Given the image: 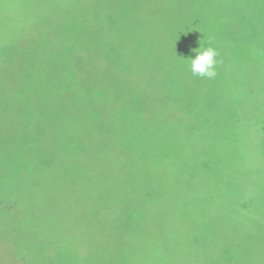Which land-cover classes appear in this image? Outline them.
Here are the masks:
<instances>
[{"label":"rangeland","instance_id":"1","mask_svg":"<svg viewBox=\"0 0 264 264\" xmlns=\"http://www.w3.org/2000/svg\"><path fill=\"white\" fill-rule=\"evenodd\" d=\"M168 1L185 3L189 57L199 42L211 45L217 65H251V85L225 73L194 76L188 64L0 71V188L9 186L0 195L19 200L12 218L0 207V264H113L118 245L122 264H263L251 253V231L264 218V0ZM49 102L58 108L46 112ZM105 119L129 131L148 128L151 138L159 128L168 140L153 145L204 171L214 167L202 176L239 192L246 213L237 207V222L221 229L219 210H206L214 220L193 239L155 210L140 212L128 187L114 199L116 192L93 186L91 174L67 180L45 171L52 141L63 152L52 160L61 159L67 149H85L78 147L84 132ZM136 212L142 220L132 218Z\"/></svg>","mask_w":264,"mask_h":264},{"label":"trees","instance_id":"2","mask_svg":"<svg viewBox=\"0 0 264 264\" xmlns=\"http://www.w3.org/2000/svg\"><path fill=\"white\" fill-rule=\"evenodd\" d=\"M185 25V3L181 1L0 0V71L9 65L26 64L39 70L66 64H100L113 70L114 66L124 69L126 65L180 68L189 58ZM217 67L220 71L215 77H224L225 73L251 85V65ZM44 106L46 112L58 108L55 103ZM91 129V133L84 132L85 138L80 140L83 144L78 145L85 149H67L61 159L52 160L62 151L52 141L47 151L52 156L45 162V171L67 180L91 174L95 178L93 186L116 192L114 199L128 187L127 193L136 194L130 201L140 212L144 208L155 210L159 221L172 224L174 230L190 232L193 239H200L209 219L214 220L203 213L206 210H219L221 229L237 222V207L239 215L246 213L248 200L239 198V192L232 194L222 184L202 176L205 171L216 172L214 167L204 171L194 161L172 159L168 150L153 145L158 139L164 140L162 143L168 140L159 128L154 138L148 128L129 131L117 119L99 121ZM135 142L142 146L135 148ZM8 187L0 190L9 191ZM6 194L0 195V207L12 218L18 214L15 209L19 200ZM138 213L132 218L142 220ZM260 220L262 225L251 231L255 259L264 258V218ZM238 232L231 229L229 234ZM114 251L113 264H122L119 245Z\"/></svg>","mask_w":264,"mask_h":264},{"label":"clouds","instance_id":"3","mask_svg":"<svg viewBox=\"0 0 264 264\" xmlns=\"http://www.w3.org/2000/svg\"><path fill=\"white\" fill-rule=\"evenodd\" d=\"M191 51L194 53V58H186V62L192 74L202 78H214L217 74L216 66L219 63L218 50L211 45L206 46L203 42H199V47Z\"/></svg>","mask_w":264,"mask_h":264}]
</instances>
